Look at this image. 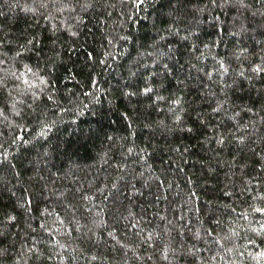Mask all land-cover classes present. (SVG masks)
I'll use <instances>...</instances> for the list:
<instances>
[{"label":"trees","instance_id":"16d2710c","mask_svg":"<svg viewBox=\"0 0 264 264\" xmlns=\"http://www.w3.org/2000/svg\"><path fill=\"white\" fill-rule=\"evenodd\" d=\"M0 264H264V0H0Z\"/></svg>","mask_w":264,"mask_h":264}]
</instances>
